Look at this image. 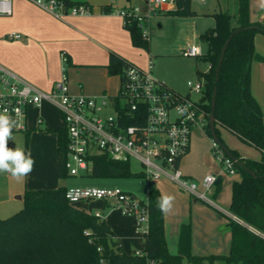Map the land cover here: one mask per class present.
<instances>
[{"label": "trees", "instance_id": "obj_1", "mask_svg": "<svg viewBox=\"0 0 264 264\" xmlns=\"http://www.w3.org/2000/svg\"><path fill=\"white\" fill-rule=\"evenodd\" d=\"M67 1L69 4H81ZM176 1L178 9L174 15L194 13L191 0ZM213 16L215 25L200 35L207 46L200 58L209 63L208 71L199 72L205 80L200 102L209 121L214 89L217 87L215 131L222 145L228 149L226 154L237 160L236 168L240 175V179L232 184L230 211L245 224L232 220L229 253L194 254L190 224L181 226L178 251L171 253L165 236L164 214L157 208L161 192L156 187L148 189L150 225L143 236L144 248L140 254L127 252L116 235L115 226L103 214L97 216L71 203L66 198L68 187L59 185L55 188L26 189L24 206L12 215L0 218V264H184L185 259L194 264H214L221 257L235 264H264V109L252 92L253 62H264V56L257 52L255 45L257 33H264V22L252 20L250 0H239L237 18L228 11L216 12ZM125 26L130 30L133 45L149 50L150 40L143 37L137 24L132 22ZM233 33L217 80L223 47ZM130 64V61L112 52L108 71L111 75H120ZM222 127L262 151V157H242L221 137ZM55 131L58 134V175L60 178L71 177L65 168L69 142L67 128L64 126ZM206 131L211 136L209 123ZM92 161L89 173L94 177L145 175L144 170L133 172L131 162L117 161L107 154L95 155Z\"/></svg>", "mask_w": 264, "mask_h": 264}, {"label": "built area", "instance_id": "obj_2", "mask_svg": "<svg viewBox=\"0 0 264 264\" xmlns=\"http://www.w3.org/2000/svg\"><path fill=\"white\" fill-rule=\"evenodd\" d=\"M52 16L64 20L68 15L86 16L93 10L88 4H69L67 0H29ZM176 0H144L143 6L133 5L113 12L124 24L135 22L145 39H151L153 17L167 10ZM12 0H0V15L12 14ZM9 37L19 38V33ZM185 56H202V48L190 44L182 49ZM62 78L50 92L13 76L0 65V112H6L17 120L13 132L28 131V109L53 103L62 114L68 131V150L65 168L71 176L89 172L92 157L107 154L121 162L136 158L144 168L149 180L168 176L178 187L189 191L197 199L214 204L211 193L218 178L224 174L237 173L236 160L226 154L212 137V152L221 165L219 173H208L201 180L188 177L180 167L181 160L190 150L195 128L206 129L209 123L200 100L190 94H183L158 79L152 71L153 59L148 68L134 63L128 65L122 74L120 91L111 96L72 94L69 87L68 57L63 56ZM14 77V79H12ZM204 78L189 81L192 90L203 93ZM111 98L115 103L113 114L107 112ZM44 118H38V127ZM66 198L71 203L82 201H103L118 206L125 215L135 218L134 226L143 236L149 230L150 205L145 200L122 188L107 186H69ZM101 216L100 211H96ZM145 228L141 230V226ZM140 254L141 251H136Z\"/></svg>", "mask_w": 264, "mask_h": 264}, {"label": "crops", "instance_id": "obj_3", "mask_svg": "<svg viewBox=\"0 0 264 264\" xmlns=\"http://www.w3.org/2000/svg\"><path fill=\"white\" fill-rule=\"evenodd\" d=\"M70 1L88 4L93 10L92 14L86 16L68 15L64 20H61L29 0H12V14L0 15V65L13 76L19 77L41 90L50 92L54 84L62 78L65 64L63 56H66L71 62L67 70L72 94L100 95L106 92L111 96H115L120 91L121 78L120 75H111L108 71L110 54L115 52L137 65L141 64V60L135 56L134 48L136 46L132 43L130 30L125 26L123 19L113 11L138 3L143 4L144 0H140L141 2H121L120 4L118 2H91L89 0ZM197 1L205 2L206 0ZM238 5L239 0H235L234 11L229 7L220 11H228L237 18ZM177 9L178 5L175 1L168 5L167 10L159 12V15H174L173 13ZM250 9L253 21L264 22V0H250ZM192 11H194L193 14L186 16L198 15L197 11ZM220 11L208 13L212 17V23L206 27L205 31L215 25L213 14ZM159 26H161V23ZM14 32L19 33L20 37L8 36ZM188 45L190 44L183 46L181 50ZM256 50L259 53L257 45ZM257 69L261 72V78L264 80V62L261 66H257ZM39 117L44 118V124L40 128L38 127ZM28 125L30 129L23 131L26 138L29 136L30 140L35 135L42 138V144L39 146L41 153L35 158V167L39 172L36 177L31 179L33 185L30 188H55L59 185L69 187L65 182L66 180L59 177L57 169L58 134L55 130L64 127L62 114L51 102H44L41 106L32 105L28 109ZM46 129H52V131H46ZM221 137L223 138L222 132ZM210 138L212 136L207 133L206 129L199 127L194 129L190 150L180 163L181 169L188 177L201 180L208 173L219 172L220 166L214 161L213 154H211ZM224 141L231 147L225 139ZM231 148L237 149L235 147ZM53 149L56 150L54 169L52 164ZM241 156L245 157L242 154ZM49 167L50 169H47ZM219 178L220 182L216 184L211 193V197L215 201V205L210 203L213 207L208 203L200 202V199L175 184L158 180L152 182L153 187L158 188L161 195L168 194L174 197L172 211L164 214L165 236L171 253H177L178 251L175 242L177 237L178 246L180 223L182 225L190 224L191 226L193 224L194 233L196 230L197 233L205 234V240L211 239V242L206 241L207 244L202 247L198 241L193 242L192 237V243L194 244L192 245V252L194 254L224 255L229 253L232 239V220L244 223L242 219L230 211L232 184L235 180L240 179V175L238 173L235 175L224 174ZM225 178L230 180L223 188L221 184ZM24 192H19L22 193V198ZM10 199L11 197H7L6 201L8 202ZM3 202V200H0V203ZM75 205L90 213L100 211L106 218L104 212L106 209L105 202H103L102 207L95 206L91 210L84 208L80 205V202L75 203ZM18 207L19 205L11 203L9 212L16 211L7 214V216L22 208L17 210ZM222 214H225V216ZM107 221L112 222L108 219ZM111 224L115 226L116 232L118 225ZM132 226H134V223ZM117 236L122 240L119 235ZM141 241L139 244L133 242L132 250L127 249L128 252L142 251L144 238ZM189 261L185 259L184 264H194Z\"/></svg>", "mask_w": 264, "mask_h": 264}, {"label": "rangeland", "instance_id": "obj_4", "mask_svg": "<svg viewBox=\"0 0 264 264\" xmlns=\"http://www.w3.org/2000/svg\"><path fill=\"white\" fill-rule=\"evenodd\" d=\"M91 2H141L140 0H89ZM135 5L143 6V4L138 3ZM230 8L232 11L235 10V0H206L205 2L191 0V9L197 11L198 15L196 16H174L171 14H161L157 13L151 22L152 31L150 39V48L144 49L141 47H135L134 52L137 58H140L141 64L138 66L146 69L149 65V57L152 56L153 59V74L160 80L165 81L170 87L176 89L177 91L183 94H190V97L199 101L202 97L201 92L192 90L189 86V81L196 82L201 78L199 72H206L209 69V63L200 58V56H185L182 54L181 48L187 44L196 43L203 49V53L206 52L207 46L200 39L201 33H203L208 25L212 23V17L208 13L214 11H220L221 9L226 10ZM161 23V26L159 24ZM256 45L259 53L264 56V33L258 32L256 35ZM263 51V52H262ZM136 64V63H135ZM263 62L261 60H255L252 65V90L260 102L261 106L264 109V80L261 78V72L257 69V66H261ZM137 65V64H136ZM117 95V94H116ZM114 99L111 98L107 112L113 114ZM55 117H57L55 115ZM223 135V138L228 142L231 147H235L239 152L250 158L260 159L262 157V151L252 147L251 145L244 143L240 140L239 137L231 133L226 128L220 129ZM15 137L14 140H9L8 147L15 148L16 144L24 147L26 151H30L32 157L37 158L41 149L39 146L42 144V138L38 135L33 136L29 141H27L26 134L24 132H13ZM212 142V138H210ZM52 154V164L53 169L55 168V153ZM213 154V152L211 153ZM215 162L217 159L214 154L212 155ZM218 163V162H217ZM36 164V160H35ZM219 164V163H218ZM219 166H221L219 164ZM47 169H50L47 168ZM131 169L133 172L143 171V165L136 159L133 158L131 161ZM38 170L34 166L32 173L23 181H15L10 174H0V200H3V203H0V218L7 217L11 203L19 205L17 210L24 206V200L19 196L22 193L20 191H25L27 188L31 189L30 186L33 185L31 179L38 175ZM220 172V171H219ZM218 172V173H219ZM228 178V177H227ZM227 178L223 180L221 184L223 188L229 181ZM65 179L68 186H80V185H89V186H107L114 188H122L131 193L136 194L138 197L147 199L148 198V189L153 187V181L149 180L147 176H132L126 178H99L90 175L89 172H85L78 176H71L62 178ZM158 181H167L171 184H175L170 180L168 176H163ZM176 185V184H175ZM191 194L189 191L184 190ZM232 192V191H231ZM11 197L7 202L6 198ZM200 202L208 203L204 200ZM210 204V203H208ZM86 209H93L95 206L102 207L103 201H82L80 202ZM210 206H212L210 204ZM213 207V206H212ZM227 207V206H226ZM227 209V208H226ZM106 218L111 223L117 224L116 228L117 235L122 238L123 248L128 252L127 249L132 250L133 242L138 243L143 240L142 232H139L135 226H132L135 223V218L129 215H125L118 206L110 205L107 206L104 210ZM11 215V214H10ZM223 215V214H222ZM225 216V214L223 215ZM185 217V215H183ZM189 217V214H188ZM189 219V218H188ZM178 224V223H177ZM245 224V222H244ZM181 223L178 230V237L181 229ZM193 226V224H192ZM191 226V227H192ZM250 229H255L252 226L248 225ZM145 228V225L141 226V230ZM172 237V235H171ZM192 237L193 242L196 240L199 242L200 246H204L207 242H211V239L205 240V234L197 233L193 230L192 227ZM171 239V238H170ZM207 241V242H206ZM142 242V241H141ZM137 244V245H138ZM192 245H194L192 243ZM176 249L177 246V237L175 242ZM193 247V246H192ZM189 261V259H186ZM190 262V261H189ZM191 263V262H190ZM214 264H235L230 263L226 259L217 258ZM241 264V263H238Z\"/></svg>", "mask_w": 264, "mask_h": 264}, {"label": "clouds", "instance_id": "obj_5", "mask_svg": "<svg viewBox=\"0 0 264 264\" xmlns=\"http://www.w3.org/2000/svg\"><path fill=\"white\" fill-rule=\"evenodd\" d=\"M17 120L6 112H0V174H10L17 182H23L34 170L35 160L30 151L16 144L9 148V140H14V129ZM174 197L162 194L157 201V208L163 214H168L173 209Z\"/></svg>", "mask_w": 264, "mask_h": 264}, {"label": "water", "instance_id": "obj_6", "mask_svg": "<svg viewBox=\"0 0 264 264\" xmlns=\"http://www.w3.org/2000/svg\"><path fill=\"white\" fill-rule=\"evenodd\" d=\"M233 35H234V33L230 36V38H228V40L226 41V43H225V45L223 47V50H222V53H221V56H220L219 67L217 69V80H218V76H219L220 65H221V63H222V61L224 59V55H225L227 46H228L229 42L231 41V38H232ZM216 97H217V87H215V89H214V95H213V99H212V112L210 113V116H209V126H210V129H211V136L216 141H218V143L221 145V147L226 152V151H228V149L226 148V146L222 145V143L220 142V140H219V138H218V136L216 134V131H215V126H216V119H215ZM236 162H237V160H236ZM219 182H220V178H218L216 184H218ZM19 197L22 198L21 195ZM252 230L255 231V229H252Z\"/></svg>", "mask_w": 264, "mask_h": 264}]
</instances>
